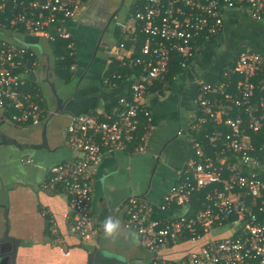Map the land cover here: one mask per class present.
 <instances>
[{
  "label": "built area",
  "instance_id": "obj_1",
  "mask_svg": "<svg viewBox=\"0 0 264 264\" xmlns=\"http://www.w3.org/2000/svg\"><path fill=\"white\" fill-rule=\"evenodd\" d=\"M81 7L82 0H0V108L10 123L39 124L48 114L42 100L28 89L32 84L27 74L37 65L36 54L12 35L35 33L49 41L69 40L66 22ZM132 8L119 23L123 39L116 53L133 73L128 94L109 110L72 116L65 134L76 154L53 163L42 185L46 191L69 196V231L82 240L90 239L96 227L91 211L93 173L106 152L145 149L154 121L146 96L157 82H166L174 55L187 68L201 42L222 34L228 9H243L264 21V0H133ZM234 62L223 70L227 79L198 81L201 115L190 129L193 155L160 205L169 215L156 216L153 206L137 196L128 200L126 227L155 254L148 264H264V180L244 173L260 163L246 129L258 132L264 126V79L251 80L264 68V54L243 51ZM234 74L243 75L237 84L241 94H227L233 104H224L218 95L225 94ZM121 77L114 73L106 81ZM202 135L216 148L214 156L206 153ZM52 230L56 232L55 225ZM214 231L219 235L212 236ZM183 239H202V245L174 261L160 254Z\"/></svg>",
  "mask_w": 264,
  "mask_h": 264
},
{
  "label": "crops",
  "instance_id": "obj_2",
  "mask_svg": "<svg viewBox=\"0 0 264 264\" xmlns=\"http://www.w3.org/2000/svg\"><path fill=\"white\" fill-rule=\"evenodd\" d=\"M124 2L82 0L77 15L66 22L75 64V69L70 68V81L54 72V43L58 39L49 41L35 33L12 35V40L27 45L36 54L37 65L27 74L32 84L28 89L35 91L48 111L42 123L17 126L0 108V239L8 231L9 236L20 241L16 264L150 263L155 254L126 227L129 198L137 196L151 204L156 216L169 215L160 205L181 179L179 171L193 155L190 129L201 115L198 81H222L224 68L240 52L264 54V21L243 9L226 10L222 34L201 42L185 70L147 94L146 103L154 121L147 131L145 149L104 154L93 173L91 211L96 227L90 239L82 240L69 231V196L62 191H46L42 185L53 163L76 154L67 145L65 134L72 116L109 110L129 92L132 71L125 74L128 79L106 81L114 73L124 75L120 70L122 62L116 56L123 39L119 23L129 16L133 0L130 10L119 19ZM144 123L145 119L141 124ZM109 219L116 224L111 233L105 228ZM213 235L218 236V231ZM201 240L183 239L163 248L160 254L174 261L202 245ZM8 243L12 245L11 240Z\"/></svg>",
  "mask_w": 264,
  "mask_h": 264
},
{
  "label": "trees",
  "instance_id": "obj_3",
  "mask_svg": "<svg viewBox=\"0 0 264 264\" xmlns=\"http://www.w3.org/2000/svg\"><path fill=\"white\" fill-rule=\"evenodd\" d=\"M0 19H2L1 15H0ZM117 29H118L117 31H119V34H121L122 33L121 28L117 27ZM121 37H123L122 34L120 36V39H121ZM54 47H55L54 53L56 56L54 72L56 75L64 78L66 81H70L72 74H73L72 73L73 71L70 69V65L72 64L74 58H73V55L70 54V48L68 45V40L58 39L56 41V43H54ZM179 59H180V57L177 54H175L173 57V60H172V64H171V72H170V74H168L167 79H169V78L172 79L174 74H176L177 72L185 70V68H183L180 65ZM231 64H235V62H233ZM120 70L124 74L125 78H126L125 74L131 72L130 69L125 68L124 66H122L120 68ZM224 79H227V77L225 76ZM241 79H243V75H241V74H234L233 75V81L231 82L230 86L227 87L228 89L225 91V94L224 95H218V98L220 99L221 102H224V104H229V105L233 104V100H229L227 94H232L233 97H236V96L241 94L240 90L237 89V84H238V82H240ZM261 79H264V68L262 70L258 71L256 73V75L251 76V80L256 82V83L260 82ZM160 85H162V83L160 84V82H157L155 84V87L157 88V86H158V88L160 89V88H162V86H160ZM155 87H153V88H155ZM35 88L36 87H34V89ZM262 94H263V92L260 91L259 89H257V96H261ZM236 114H237L236 108L233 107L231 109V116H235ZM243 116H244L245 122H247L249 119L248 114L246 115L244 113ZM144 131H145V129L142 128L141 132H144ZM246 131L251 135L253 144L257 147V151L255 152V154L259 155L260 157H262V159H264V126L258 132H255L249 128H247ZM192 133H194V130L192 131ZM200 140L205 147L206 153L211 154L213 156L216 148L210 144L209 137L202 135L200 137ZM227 153L231 154V152H227ZM229 172H231V171L226 172V174H228ZM244 173L246 175H251V173H253V175L255 177L264 180V168H261V167H255L252 169L251 168H245Z\"/></svg>",
  "mask_w": 264,
  "mask_h": 264
},
{
  "label": "water",
  "instance_id": "obj_4",
  "mask_svg": "<svg viewBox=\"0 0 264 264\" xmlns=\"http://www.w3.org/2000/svg\"><path fill=\"white\" fill-rule=\"evenodd\" d=\"M54 86V83H51ZM55 95L58 98V102L61 103V98L57 95V91L54 89ZM58 111V108L56 109ZM9 240L12 241V245H9ZM20 241L16 238L9 236L6 231L3 237L0 239V264H16L17 250Z\"/></svg>",
  "mask_w": 264,
  "mask_h": 264
},
{
  "label": "rangeland",
  "instance_id": "obj_5",
  "mask_svg": "<svg viewBox=\"0 0 264 264\" xmlns=\"http://www.w3.org/2000/svg\"><path fill=\"white\" fill-rule=\"evenodd\" d=\"M132 0H125L124 2V5H123V8L120 10L119 14H118V17L119 19H122L126 13V11L130 10V3H131ZM113 25H115V22H113ZM57 84L58 86L60 87L62 84L60 82V80L57 81ZM264 117V115H263ZM216 154V153H215ZM222 160H224V158H227L228 160L230 159V157L228 155H220V154H217ZM214 156V154H213ZM256 157L259 158V161L260 163L257 165V164H253V168L255 167H261V168H264V159H262V157H260L259 155H255Z\"/></svg>",
  "mask_w": 264,
  "mask_h": 264
},
{
  "label": "clouds",
  "instance_id": "obj_6",
  "mask_svg": "<svg viewBox=\"0 0 264 264\" xmlns=\"http://www.w3.org/2000/svg\"><path fill=\"white\" fill-rule=\"evenodd\" d=\"M115 227H116V224L113 223L110 219L106 221L105 228L109 233H111Z\"/></svg>",
  "mask_w": 264,
  "mask_h": 264
}]
</instances>
